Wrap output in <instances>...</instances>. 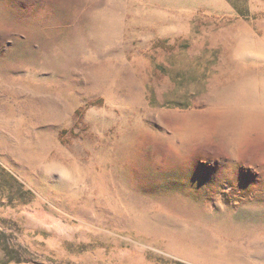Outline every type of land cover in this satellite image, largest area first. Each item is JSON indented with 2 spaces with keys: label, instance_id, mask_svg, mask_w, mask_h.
Returning <instances> with one entry per match:
<instances>
[{
  "label": "rangeland",
  "instance_id": "1",
  "mask_svg": "<svg viewBox=\"0 0 264 264\" xmlns=\"http://www.w3.org/2000/svg\"><path fill=\"white\" fill-rule=\"evenodd\" d=\"M0 264H264V0H0Z\"/></svg>",
  "mask_w": 264,
  "mask_h": 264
}]
</instances>
